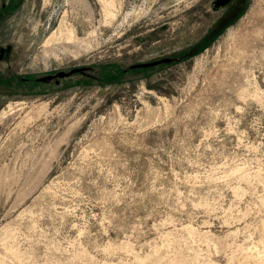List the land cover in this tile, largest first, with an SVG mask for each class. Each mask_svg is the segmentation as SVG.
I'll list each match as a JSON object with an SVG mask.
<instances>
[{"label":"rangeland","instance_id":"374dc122","mask_svg":"<svg viewBox=\"0 0 264 264\" xmlns=\"http://www.w3.org/2000/svg\"><path fill=\"white\" fill-rule=\"evenodd\" d=\"M214 1L0 0V264H264V0Z\"/></svg>","mask_w":264,"mask_h":264},{"label":"water","instance_id":"95a60500","mask_svg":"<svg viewBox=\"0 0 264 264\" xmlns=\"http://www.w3.org/2000/svg\"><path fill=\"white\" fill-rule=\"evenodd\" d=\"M231 1L233 0H215L214 7L216 9L222 8L223 6H226L227 4H229ZM2 49H3L2 51H4V48ZM7 49L10 52L12 48L11 46H8ZM172 60H174V58L169 57V58L154 60L150 62L136 63V64L131 65V68H147V67L158 65L161 62H171ZM76 71H78V69H72L71 71H59L55 74H48L46 76L39 77L37 80L40 82H45V81L51 82L52 80H56V84H59L60 79L70 76Z\"/></svg>","mask_w":264,"mask_h":264},{"label":"flooded vegetation","instance_id":"af4514ba","mask_svg":"<svg viewBox=\"0 0 264 264\" xmlns=\"http://www.w3.org/2000/svg\"><path fill=\"white\" fill-rule=\"evenodd\" d=\"M2 50L3 49H0V59H2L3 55H6V53H8V57L12 56V49L10 52L8 51V49H4V51ZM31 81V78H29L28 76L13 77L8 74L0 77V85L6 86V88L13 87L14 89H17V86H24L27 82L29 83Z\"/></svg>","mask_w":264,"mask_h":264},{"label":"bare ground","instance_id":"6f19581e","mask_svg":"<svg viewBox=\"0 0 264 264\" xmlns=\"http://www.w3.org/2000/svg\"><path fill=\"white\" fill-rule=\"evenodd\" d=\"M45 1H47V0H45ZM108 1V0H107ZM107 9H109V8H107ZM112 9V8H111ZM113 10V9H112ZM109 15H111V14H109ZM65 27V26H64ZM64 27L61 25V30H63L64 29ZM65 30V29H64ZM68 30V29H67ZM74 33V32H73ZM56 34V33H55ZM46 43V42H45ZM16 108V107H15ZM5 114L7 113V112H4ZM8 116V115H7ZM28 121V120H27ZM177 262H178V260H177Z\"/></svg>","mask_w":264,"mask_h":264}]
</instances>
